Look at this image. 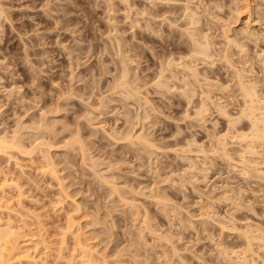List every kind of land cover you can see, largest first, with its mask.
Masks as SVG:
<instances>
[{
	"label": "rangeland",
	"instance_id": "374dc122",
	"mask_svg": "<svg viewBox=\"0 0 264 264\" xmlns=\"http://www.w3.org/2000/svg\"><path fill=\"white\" fill-rule=\"evenodd\" d=\"M184 1L164 4L179 10ZM157 5L162 2L0 0V137L15 134L21 144L0 152V181L7 184L0 190V223L16 228L35 264H65L75 233L90 243L91 258L84 257L90 264H264V236H251L264 233V177L254 174L264 170V145L253 149L258 155L239 157L248 142L239 130L249 124L239 120L242 99L232 70L242 57L231 47L225 64L212 48V60L190 64L200 76L183 78L179 57L191 52L176 25L184 17L169 27L153 16ZM255 22L252 32L263 34L264 21ZM217 25L214 40L224 42ZM170 35L180 40L174 49L163 39ZM253 43L244 49L257 64L261 53ZM254 73L247 75L259 78L256 92L264 100V75ZM122 78L131 94L119 86ZM138 134L148 139L146 148ZM70 217L74 231L66 228Z\"/></svg>",
	"mask_w": 264,
	"mask_h": 264
},
{
	"label": "bare ground",
	"instance_id": "6f19581e",
	"mask_svg": "<svg viewBox=\"0 0 264 264\" xmlns=\"http://www.w3.org/2000/svg\"><path fill=\"white\" fill-rule=\"evenodd\" d=\"M126 1V0H125ZM153 1V0H152ZM161 2H162V5H157V6H159V7H157V8H154L152 11H153V13H154V17L155 16H162V17H158L159 19L158 20H156V21H160V20H162V21H165V20H167V22H168V26L170 27L171 25H173V24H175L176 25V23H177V21H181V20H179L180 18L182 19V17L181 16H183L184 18H183V20L178 24V25H176L178 28H180V29H177V30H180V31H182L183 32V36H184V34L186 35V36H184V44H189V46H190V52H191V54H189L188 56H185V54H184V56H185V58L187 57L188 59V61H186V59L184 58V56L183 57H179V58H181V60H182V58H183V61H185L184 63H179V64H182V66H183V68L182 69H178V70H181V72L179 71V75H183V78L184 77H187V78H190V77H192V78H198L199 76H200V74H199V71H198V69H197V67H193L192 65H190L193 61L195 62V61H197V62H195V63H200V62H202V63H204V62H206V60H207V62H209L210 60H212L211 59V55H214V53L212 54V52L210 51L212 48H215V49H212V50H216L217 51V53H215V56L216 55H218V56H216V57H218V59H222V61H226V63L225 64H227L228 63V61H230L231 59H230V57H231V51H233V50H231L230 52H229V48L231 49V47H234V49L235 48H238V50H239V56L240 57H242V58H240L241 59V61H239V70H237L234 66H232V64L231 63H233V62H229V66H232L231 68H235V70H232L233 72H234V74L236 75L235 77H237L236 79H237V81L239 80V94H240V96H241V99H242V101H240V109H239V120H243V119H245V121H247L248 123L247 124H249V128H248V132L246 131V132H243V130H242V132L239 130V136H240V140H242L243 141V139H245V141L247 140L248 142L246 143L247 145H245L244 146V148H243V150L241 149V151L239 152V157L240 156H244V154L245 153H252L253 155H254V153H256V155H258L257 154V152H255V151H253V149L255 150V146H257V145H259V146H262V145H264V100H260L259 99V95L257 96V92H256V87L258 88V86L257 85H255L256 83H257V81H259V78L257 77V76H255V77H251V75L252 74H250V75H247L248 73H254V70H255V68H256V70H257V72H258V74H259V72L260 73H262L263 75H264V54H262V53H264L263 51V47H262V45H261V47H260V45H258V41H260V40H262V41H260V42H264V33L263 34H261V31H259V32H257V31H255V32H252V30H251V27L249 26V25H251V23L252 24H254V21H264V0H258V1H256V0H196V4L197 5H195L194 4V6H196V8L198 9H200L201 8V10H196V8L193 6H191V4L189 5V3L191 2V1H194V0H186V1H184L183 2V4H186L185 6L182 4V6L181 5H179L180 6V12H182V14H180V12H178V14H179V16H176V15H178L176 12L177 11H179L178 9H176V7L175 6H173V5H170V3H172V2H174L175 0H160ZM164 1V2H163ZM169 1H171L170 3H169V6H167V5H165L164 3L166 2H169ZM178 1H180V0H177V1H175L174 2V4L177 2L178 3ZM188 1H190V2H188ZM195 2V1H194ZM198 2V3H197ZM133 3V2H132ZM158 3H160V2H158ZM192 3V2H191ZM128 4H129V1H128ZM156 4V3H155ZM168 4V3H167ZM173 4V3H172ZM134 5V4H133ZM48 6V5H47ZM47 6H46V8H47ZM126 6H128V5H126ZM130 6V5H129ZM129 6L127 7V8H129ZM153 7H154V5H152ZM152 6H150L151 8H153ZM177 6V5H176ZM184 6V7H183ZM228 6V7H227ZM107 7H109V6H107ZM112 7V6H111ZM125 7V6H124ZM156 7V6H155ZM183 8V11H182V8ZM131 8V7H130ZM135 8V7H134ZM226 10H225V9ZM228 8V9H227ZM50 10H52V11H55L56 9H58V8H54V10L52 9V8H49ZM62 9H65L64 7L62 8ZM147 9H148V7H147ZM147 9H144V10H147ZM156 9V10H155ZM222 9H224V10H222ZM49 10V11H50ZM61 10V9H60ZM58 11V10H56V11H58V12H63L62 10L61 11ZM128 10H132V9H128ZM149 10V9H148ZM151 10H149L150 12H151ZM175 10H176V12H175ZM138 11V10H137ZM148 11V13L146 14V17H148L149 15L148 14H153V13H150ZM174 11V12H173ZM198 11V12H197ZM65 12V11H64ZM129 12V15H131L132 14V11L130 12V11H128ZM53 13H55V12H51L50 14L51 15H53L54 17H55V15H57V14H53ZM167 13H171V15L173 14V13H176V14H174V16H173V18H172V16H171V18H169L168 16H166V14ZM223 15V16H222ZM50 16V15H49ZM53 16H51V17H53ZM133 16V15H132ZM151 16V15H150ZM153 16H151V17H153ZM224 16L225 17H227L226 19H224ZM154 17H153V19H154ZM157 17H155V18H157ZM57 18V17H56ZM143 18H144V16H143ZM161 18H163V19H161ZM131 19V18H130ZM146 18H144V20H145ZM114 20V19H113ZM243 20L245 21V23H244V25L242 26H240V24H241V22H243ZM161 21V22H162ZM144 22H146V20L144 21ZM148 22H151V21H149V20H147V23ZM238 22V24L236 25V23ZM255 22V23H256ZM147 23H146V25H147ZM157 23V22H156ZM158 23H160V22H158ZM157 23V27H158V24ZM149 24V26H147V28H150L149 30H151L152 32H154V28H156V24H155V27L154 26H151V25H153V23H148ZM151 24V25H150ZM164 24H166L165 22H164ZM217 25V27L220 29V30H218L219 32L218 33H220V31H221V37L224 39V42H223V40H222V42H221V40L220 41H217L216 39V41L214 40V36H215V33H214V35L212 34L213 32V27H214V25ZM233 24H235V26H232ZM260 24V23H259ZM262 24H264V22L262 23ZM145 25V24H144ZM163 25V24H162ZM255 25V24H254ZM261 25V24H260ZM164 26H166V25H164ZM109 27V26H108ZM154 27V28H153ZM159 27H161V24H160V26ZM158 27V28H159ZM163 28V27H162ZM182 28V29H181ZM264 28V27H263ZM146 29V28H145ZM159 29H161V28H159ZM158 29V30H159ZM170 29V28H169ZM175 29H176V27H175ZM156 30V29H155ZM158 30H156L155 32H157ZM163 30V32H165L164 30H167V28L165 27V28H163L162 29ZM162 30L160 31V32H162ZM171 30V29H170ZM173 30V29H172ZM177 30H174V33L177 31ZM211 30V31H210ZM261 30V29H260ZM150 31V32H151ZM208 31H210L211 33H209ZM215 31V30H214ZM160 32H157V33H160ZM163 32L162 33H160V34H158L159 35V38H162L163 36L161 35V34H163ZM171 32H173V31H171ZM181 32V33H182ZM216 32V31H215ZM256 32L258 33V35H255L256 34ZM174 33H171V34H174ZM177 33V37L178 36H181V35H179L178 34V32H176ZM237 33L239 34V37L237 36ZM255 33V34H254ZM169 34H170V32H169ZM213 35V37H212V35ZM162 37H161V36ZM164 35V34H163ZM167 35H168V32H167ZM175 35V34H174ZM174 35H170L171 37V39L170 38H167L166 36L163 38V39H165V42H169V45L171 44V46L173 45V49H174V46H179V41L177 42V41H175V39L173 38V37H175ZM182 36V37H183ZM176 37V38H177ZM218 37H219V34H218ZM213 38V39H212ZM215 38H217V35H216V37ZM178 39H182V38H178ZM218 39V38H217ZM219 39H220V37H219ZM160 40H162V39H160ZM163 42H164V40H162ZM161 41V42H162ZM164 42V43H165ZM183 42H181L182 44H183ZM248 42H251V43H253V44H255V43H257V44H255L254 46H256V45H258L259 46V50H260V52H259V54L261 53V55L260 56H258L257 54H258V52H256V56L258 57V59L257 60H255V61H258V63L256 64L255 62H253L252 60L253 59H250V58H246V54H245V49H244V47L245 48H248L247 46L248 45H251V43L250 44H248ZM259 42V43H260ZM163 43V44H164ZM163 44H162V46H163ZM222 44V45H221ZM165 45V44H164ZM217 45H219V47L217 46ZM180 46H182V48H183V45H180ZM187 46V45H186ZM220 46H222V47H220ZM252 46V45H251ZM188 47V46H187ZM186 47V48H187ZM177 48V50H174V52L175 51H177V52H181V50L183 51V49H180L179 47H176ZM178 48L180 49L179 51H178ZM184 48H185V45H184ZM185 48V50L187 51V49ZM173 49H172V51H173ZM189 49V48H188ZM165 50V49H164ZM255 50V49H254ZM185 51V52H186ZM246 51H247V49H246ZM258 51V50H257ZM169 52H170V50H169ZM184 52V51H183ZM189 51H187V53H188ZM215 52V51H214ZM166 53V52H165ZM171 54L173 53V52H170ZM170 53H169V55H170ZM167 54V53H166ZM233 54V53H232ZM251 55V54H250ZM162 56V55H161ZM165 56V55H164ZM215 56H214V59H215ZM243 56H245L244 58H243ZM247 56H248V53H247ZM171 57V56H170ZM249 57H251V56H249ZM256 57V58H257ZM213 58V57H212ZM253 58L254 59H256L254 56H253ZM174 59L175 58H173V61H174ZM185 59V60H184ZM217 59V60H218ZM239 59V60H240ZM216 60V59H215ZM234 60V59H233ZM168 61V64H169V59L167 60ZM167 61H166V63H167ZM204 61V62H203ZM221 61V60H220ZM193 62V63H194ZM206 62V63H207ZM212 62V61H211ZM215 62V61H214ZM236 62V61H235ZM234 62V63H235ZM166 63L163 65L164 67H165V65H166ZM172 62L170 61V66L172 65L171 64ZM192 63V64H193ZM213 63V62H212ZM233 63V64H234ZM166 65V67L168 68V67H170L169 65ZM174 64V63H173ZM205 64V63H204ZM247 64V65H246ZM208 65V64H207ZM237 65V64H236ZM245 65H246V67H245ZM256 65H257V67H256ZM174 66V65H173ZM180 66V65H179ZM228 66V65H227ZM164 67H162V68H164ZM176 67V66H175ZM174 67V68H175ZM228 68H230V67H228ZM164 69H166V68H164ZM170 69H171V67H170ZM170 69L168 68V70L170 71ZM173 69V68H172ZM171 69V70H172ZM176 69V68H175ZM175 69H173V71H177V70H175ZM227 69V68H226ZM167 70V71H168ZM231 70V69H230ZM164 71V70H163ZM167 71H165V72H167ZM168 71V73H169V75H172V73L174 74V72H172L171 74H170V72ZM231 71V72H232ZM231 72H230V75H231ZM232 72V73H233ZM201 73V72H200ZM256 73V72H255ZM254 73V75H256ZM202 74V73H201ZM234 74H233V76H234ZM261 74V75H262ZM124 75V74H123ZM122 75V76H123ZM128 75V74H127ZM164 75V74H163ZM177 75V74H176ZM205 75V74H204ZM124 76H126V75H124ZM173 76V75H172ZM232 76V75H231ZM250 76V78H252L251 80L252 81H249L250 80V78H249V80H247V78ZM258 79H257V78ZM126 78V77H125ZM239 78V79H238ZM122 79H124V78H122ZM127 79V78H126ZM126 79H124V81L123 82H119V86H122L123 87V89L125 90L124 92H130V94H131V91L130 90H128V88L127 89H125L126 88V86L128 87V84H126V83H128L129 81L128 80H126ZM264 79V78H263ZM128 81V82H127ZM261 81V80H260ZM264 81V80H263ZM162 82V81H161ZM263 83V82H262ZM261 83V84H262ZM159 84H160V81H159ZM260 84V85H261ZM123 85H125V86H123ZM130 86V85H129ZM261 87V86H260ZM259 87V88H260ZM122 89V90H123ZM262 89V88H261ZM261 89H259V90H261ZM126 90H128V91H126ZM132 90V89H131ZM262 91V90H261ZM262 94V93H261ZM134 96V95H133ZM136 97V96H135ZM261 97H264V95H262ZM204 104L202 103L201 104V106H200V108L198 109V111H197V113H202L203 111H204ZM236 118V117H235ZM244 121V120H243ZM244 121V122H245ZM233 122V121H232ZM235 122V121H234ZM246 124V125H247ZM240 126H241V124H240ZM239 126V127H240ZM47 127V126H46ZM246 127V126H245ZM44 129V128H43ZM13 136V135H12ZM11 136V137H12ZM17 137V136H16ZM77 138V137H76ZM78 138H80V137H78ZM131 138V137H130ZM135 138L136 139H138L137 141L139 142V140H142V141H140V142H143V144L142 143H140V145H142V146H144V144H145V148H146V145H149L150 143L147 141L148 139H146L145 140V138L144 137H142V135H139L138 134V136H135ZM134 138V139H135ZM144 138V139H143ZM17 139L15 138V134H14V137H12L11 139L9 138H4V136L3 137H0V152H10V151H13L14 149H18L19 148V145H21V144H18L19 143V141L17 142L16 141ZM70 140V139H69ZM72 140V139H71ZM81 140V139H80ZM239 140V141H240ZM73 141V140H72ZM74 141H76V140H74ZM245 141H243V142H245ZM66 142V141H65ZM77 142V141H76ZM79 142V141H78ZM81 142V141H80ZM131 142H132V140H131ZM67 143V142H66ZM23 144V143H22ZM82 144V143H81ZM80 144V145H81ZM71 145H73V144H71ZM24 147V146H23ZM22 147V149H24ZM150 147V146H149ZM32 148V147H31ZM30 148V149H31ZM81 148V147H80ZM224 146H223V151H224ZM261 148V147H260ZM20 149V148H19ZM21 149V150H22ZM83 149V148H82ZM81 149V150H82ZM259 149V148H258ZM260 150V149H259ZM225 152V151H224ZM227 152V151H226ZM226 152L225 153H223L224 155L226 154ZM260 152H261V150H260ZM6 154V153H5ZM261 156V155H260ZM261 157H264L263 156V154H262V156ZM259 158V157H258ZM260 159V158H259ZM263 159V158H262ZM256 161V160H255ZM254 162V161H253ZM262 163H264V161H261ZM244 164V163H243ZM246 164V163H245ZM257 164L259 165V163H258V161H257ZM257 164H255V166L257 165ZM247 165V164H246ZM249 165V164H248ZM247 165V166H248ZM254 166V167H255ZM242 167H245V166H242ZM251 167H252V165H251ZM253 167V168H254ZM258 167V166H257ZM264 167V166H263ZM250 168V167H249ZM244 169V168H243ZM245 169H246V167H245ZM247 170H248V167H247ZM249 170H251V169H249ZM258 170V169H257ZM261 170V169H260ZM253 171H255V170H253ZM259 171V170H258ZM264 170L262 169V172H256L255 171V175L257 174V173H261V174H258L259 176H263L264 177V172H263ZM245 172V171H244ZM252 172V171H251ZM101 175V174H100ZM250 175V174H249ZM257 176V175H256ZM258 177V176H257ZM100 179H102V176H100L99 177ZM106 178V177H105ZM104 178V176H103V179L102 180H104L105 179ZM258 179V178H257ZM264 179V178H263ZM260 180V179H259ZM4 181H6V179L5 180H1L0 181V190H2L1 192H3L4 190L3 189H5V187L4 186H6L7 184H6V182H4ZM100 181V180H99ZM105 182V181H104ZM261 182V181H260ZM6 184V185H5ZM114 187V186H113ZM112 189H114V188H112ZM115 190V189H114ZM118 192V191H117ZM113 193V192H112ZM116 193V192H115ZM239 194H240V192H239ZM133 205V204H132ZM69 216V215H68ZM72 217V216H71ZM71 217H70V219L67 221V223H68V225H67V223H66V225H67V227L66 228H72V226H74L73 225V223L74 222H72L71 221ZM1 221V220H0ZM73 221H75L74 219H73ZM2 223H0V228L2 229V225H1ZM6 225H7V228L5 227L4 228V230H7V231H4L3 229H2V231H0V264H14V263H23V264H35V258H34V255L32 254V252L30 253V251L27 249V247L25 248L24 246H22L23 245V243H21L20 244V241H19V236L20 235H18L17 233H16V228H14V226L10 223V221H7V223H6ZM73 229V228H72ZM64 230H65V227H64ZM76 230V229H75ZM252 230V229H251ZM259 229H257L256 230V232L258 231ZM65 231H68V230H65ZM65 231H64V233H65ZM73 231H74V229H73ZM255 231V230H254ZM261 230H259V232H260ZM69 232H71L70 230H69ZM68 232V233H69ZM78 232H80V231H78ZM77 232V233H78ZM243 232V231H242ZM248 232H250V231H248ZM256 232H254V233H256ZM4 233V234H3ZM72 233V232H71ZM63 234V233H62ZM244 234V233H243ZM81 235V234H80ZM247 235H249V237H251L252 236V238H253V240H257L258 239V241H263L262 240V237L264 236V233H263V231H262V233L260 232V233H258L257 235L255 234V235H251L250 236V234H247ZM246 235V236H247ZM245 236V235H244ZM245 236V237H246ZM73 237V236H72ZM249 237H247L248 239V241L251 239H249ZM81 238H82V235H81ZM80 237H79V235L78 234H76L75 233V236H74V238H73V246L71 247V248H68V250L66 251V253H67V255H66V262H65V264H74L72 261V259H74L76 256H79V257H82L83 259H82V263L83 264H90V262H88L89 260H90V256H88V255H90L89 253H88V255L86 254V252H88V248H90V247H88L87 248V246H89L90 245V243L88 242V241H86L87 243H89V245H87V243L85 242V239H81ZM85 238V237H84ZM87 238V237H86ZM255 238V239H254ZM23 241V240H22ZM24 242V241H23ZM26 243L27 242H25L24 244L26 245ZM250 243V242H249ZM23 247H24V249H23ZM87 248V249H86ZM90 250H91V248H90ZM89 250V251H90ZM60 251H63V249L61 248V246H60ZM92 252V251H91ZM90 252V253H91ZM65 253V254H66ZM92 254V253H91ZM61 255V253L59 254V256ZM63 255V254H62ZM86 255H87V259H88V257H90L89 258V260L87 261V259H85L86 258ZM65 256V255H64ZM68 256V257H67ZM70 256V257H69ZM62 257V256H61ZM85 257V258H84ZM93 257V256H92ZM95 258V257H94ZM93 258V259H94ZM35 259V260H34ZM62 260H63V262H64V259H63V257H62ZM96 260V259H95ZM91 261H92V264L94 263V264H96L92 259H91ZM64 264V263H63Z\"/></svg>",
	"mask_w": 264,
	"mask_h": 264
}]
</instances>
